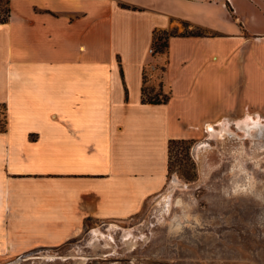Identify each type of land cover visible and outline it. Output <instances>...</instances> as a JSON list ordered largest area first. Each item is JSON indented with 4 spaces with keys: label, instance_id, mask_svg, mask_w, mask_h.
<instances>
[{
    "label": "crops",
    "instance_id": "obj_1",
    "mask_svg": "<svg viewBox=\"0 0 264 264\" xmlns=\"http://www.w3.org/2000/svg\"><path fill=\"white\" fill-rule=\"evenodd\" d=\"M0 21V245L58 246L136 216L168 183L169 140L264 119V0H8ZM185 20L203 34L154 32ZM162 62L164 102L142 99ZM242 114V115H241ZM251 124H244L249 127Z\"/></svg>",
    "mask_w": 264,
    "mask_h": 264
},
{
    "label": "rangeland",
    "instance_id": "obj_2",
    "mask_svg": "<svg viewBox=\"0 0 264 264\" xmlns=\"http://www.w3.org/2000/svg\"><path fill=\"white\" fill-rule=\"evenodd\" d=\"M193 27L176 20L167 30ZM161 65L145 66V97L165 94ZM236 118L173 142L168 183L136 216L88 220L65 243L22 254L0 245V264H264V134Z\"/></svg>",
    "mask_w": 264,
    "mask_h": 264
},
{
    "label": "trees",
    "instance_id": "obj_3",
    "mask_svg": "<svg viewBox=\"0 0 264 264\" xmlns=\"http://www.w3.org/2000/svg\"><path fill=\"white\" fill-rule=\"evenodd\" d=\"M0 2H3L5 4V7L2 8L0 7V21H5L8 18V13H9V7H8V0H0ZM186 33H182V34H203L205 32V29H203L202 27L198 26V25H194L193 29L187 30L185 31ZM175 33H172L170 31H168L167 29H161V30H157L154 32V36H153V40H152V46L154 47L153 50L154 51H159L162 52L164 50H166L167 47V38L169 35H174ZM144 79H145V74H144ZM145 93V86H143V97L142 99L145 101H150V102H164L168 99V95L164 94L162 99H151L149 97H145L144 96ZM0 109L2 110V114H3V119L0 123V131L5 130L6 128V122H5V108H6V104L4 102H0ZM183 138H171L169 140V145L168 148L170 150L171 144L173 142H176L178 140H182ZM169 162V161H168Z\"/></svg>",
    "mask_w": 264,
    "mask_h": 264
},
{
    "label": "bare ground",
    "instance_id": "obj_4",
    "mask_svg": "<svg viewBox=\"0 0 264 264\" xmlns=\"http://www.w3.org/2000/svg\"><path fill=\"white\" fill-rule=\"evenodd\" d=\"M251 124L249 126V128H254V130H256L257 132L261 133V134H264V119H253V120H249V117L248 119H243V121H239L236 125L238 127H243L242 125L244 124ZM244 128V127H243ZM255 133V132H254Z\"/></svg>",
    "mask_w": 264,
    "mask_h": 264
},
{
    "label": "built area",
    "instance_id": "obj_5",
    "mask_svg": "<svg viewBox=\"0 0 264 264\" xmlns=\"http://www.w3.org/2000/svg\"><path fill=\"white\" fill-rule=\"evenodd\" d=\"M150 51H151V52H153V51H154V50H153V46H152V44H151V48H150Z\"/></svg>",
    "mask_w": 264,
    "mask_h": 264
}]
</instances>
